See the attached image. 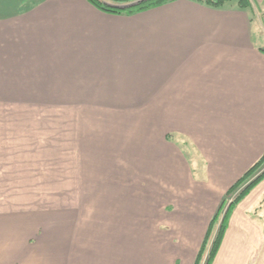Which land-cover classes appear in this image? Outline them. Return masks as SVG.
I'll return each mask as SVG.
<instances>
[{
  "label": "crops",
  "instance_id": "1",
  "mask_svg": "<svg viewBox=\"0 0 264 264\" xmlns=\"http://www.w3.org/2000/svg\"><path fill=\"white\" fill-rule=\"evenodd\" d=\"M22 2L24 7L15 3L7 10L11 3L0 0V25L13 38L6 41L11 48L30 47L37 52L31 56V70H24L26 79L39 75L30 81L31 90L39 88L35 83L51 80L55 85L50 90L71 91L65 98L74 104L85 97L87 103L131 107L150 100L145 123L133 125L132 135L119 136L122 144L117 153L126 179H159L164 185L169 176L173 187L182 190L185 184L221 199L262 159L264 0H257L256 22L237 2L215 9L175 0L134 15L103 13L86 0ZM76 24L82 25L77 29ZM27 39L34 43H25ZM17 52L11 51L10 57L17 58L14 65L19 67L24 55L18 57ZM5 61L0 58V82L14 91V83L26 80L20 70L3 77ZM10 61L12 66L14 60ZM15 94L27 95L23 90ZM165 124L168 134L161 133ZM113 130L116 135L118 130ZM180 143L192 145L204 162L203 175L196 178L192 173ZM109 151L116 152L113 147ZM188 154L195 158L190 150ZM263 200L264 178L230 214L212 264H264ZM184 214L178 215L181 225L186 224L182 229L197 233V242L207 231L206 223L194 212ZM1 247L0 264H20ZM109 258V264H115L118 257Z\"/></svg>",
  "mask_w": 264,
  "mask_h": 264
},
{
  "label": "rangeland",
  "instance_id": "2",
  "mask_svg": "<svg viewBox=\"0 0 264 264\" xmlns=\"http://www.w3.org/2000/svg\"><path fill=\"white\" fill-rule=\"evenodd\" d=\"M4 1L11 3L6 4L7 10L15 3L24 7L22 1L25 5L31 2ZM256 3L253 0L252 9H246L253 22L259 13ZM1 12L6 14L3 5ZM82 24L74 27L79 29ZM3 29L0 25V58L6 60L1 74L8 77L20 70L23 82L26 80L24 84L14 83V91L10 84L0 82V245L7 255L20 264H109L108 258L115 255V264H208L224 216L240 191L263 175L264 162L221 199L185 184L182 190L173 187L169 176L164 185L159 179H126L125 165L117 153L122 144L119 136L132 135L133 125L145 123L150 100L131 107L87 103L85 97L74 104L65 98L71 91L50 90L55 85L51 80L35 83L39 88L33 91L30 81L38 80L39 75L35 73L27 80L24 70H31V56L37 52L30 47L11 48L6 41L13 38ZM31 41L25 43H34ZM11 51H18V57L24 55L19 67L14 65L17 58L10 57ZM10 59L14 60L12 66ZM17 90L28 96L15 94ZM113 129L118 130L116 135ZM167 131V127L161 129V133ZM178 145L191 161L195 177L203 175L204 162L192 145ZM112 147L116 152L110 153ZM189 150L194 159L189 157ZM190 212L206 223L207 231L197 242V233L183 230L186 224L181 225L178 218ZM194 243L195 255L191 256Z\"/></svg>",
  "mask_w": 264,
  "mask_h": 264
},
{
  "label": "trees",
  "instance_id": "3",
  "mask_svg": "<svg viewBox=\"0 0 264 264\" xmlns=\"http://www.w3.org/2000/svg\"><path fill=\"white\" fill-rule=\"evenodd\" d=\"M86 1L103 13H108L112 15H116V14L134 15L154 7H160L163 6L164 4L174 2L175 0H111L112 2H114L113 4L103 0H86ZM191 1H194L196 3L198 2L201 3L202 5H205L206 7L210 6L215 9H221V7L225 6L227 3H230L232 1H237L239 8H241L242 10L252 9L251 7L253 4V0H191ZM263 162H264V155L262 156V159H260L257 163H255L249 169V171L243 177L240 178L237 184L231 187V192L236 190L241 185V183H243L242 181L248 179L253 172L257 171V169L260 166H262ZM263 178H264V173L263 175H259L255 179H252L251 183L247 185L246 188H243L240 191L238 197L231 204L229 211L224 216L223 225L220 229L221 231L219 233V237L215 240L216 242L214 243V246L210 252L211 254L208 264H211L218 254L219 248L223 242L222 240L227 231V227H228L227 223L229 220V215L235 209L236 207L235 205L239 203L243 198H245L255 186L261 183ZM222 206L223 205H221V207Z\"/></svg>",
  "mask_w": 264,
  "mask_h": 264
}]
</instances>
